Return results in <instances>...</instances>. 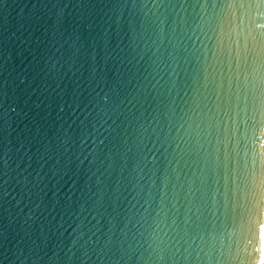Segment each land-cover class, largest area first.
<instances>
[{"label":"water","instance_id":"95a60500","mask_svg":"<svg viewBox=\"0 0 264 264\" xmlns=\"http://www.w3.org/2000/svg\"><path fill=\"white\" fill-rule=\"evenodd\" d=\"M264 0H0V264H264Z\"/></svg>","mask_w":264,"mask_h":264},{"label":"snow or ice","instance_id":"6c2138e0","mask_svg":"<svg viewBox=\"0 0 264 264\" xmlns=\"http://www.w3.org/2000/svg\"><path fill=\"white\" fill-rule=\"evenodd\" d=\"M253 187L259 189L261 193V204H264V175L259 178V184L256 183V178H253Z\"/></svg>","mask_w":264,"mask_h":264}]
</instances>
